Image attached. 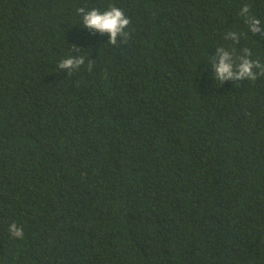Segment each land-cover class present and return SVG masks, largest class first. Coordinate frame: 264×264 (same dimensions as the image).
Returning a JSON list of instances; mask_svg holds the SVG:
<instances>
[{
  "label": "trees",
  "instance_id": "trees-1",
  "mask_svg": "<svg viewBox=\"0 0 264 264\" xmlns=\"http://www.w3.org/2000/svg\"><path fill=\"white\" fill-rule=\"evenodd\" d=\"M244 3L0 0V264H264V75L212 67L264 66ZM112 6L117 45L77 11Z\"/></svg>",
  "mask_w": 264,
  "mask_h": 264
},
{
  "label": "clouds",
  "instance_id": "clouds-1",
  "mask_svg": "<svg viewBox=\"0 0 264 264\" xmlns=\"http://www.w3.org/2000/svg\"><path fill=\"white\" fill-rule=\"evenodd\" d=\"M79 15L82 17L84 28L91 29L99 32L100 34H108L110 39L109 43L117 45L118 37L126 38L128 33L126 29L131 21L126 14L118 7L112 6L105 11H100L96 8L85 10L83 7L78 10ZM238 15L243 18L248 33L258 35L260 39H264V21L252 13L251 7L248 3H244L240 8ZM241 34L235 30H229L227 36L234 42H238V37ZM245 55L240 57V63L234 68L232 64V55L225 51L223 48L218 49L217 55L219 56L218 63H213L214 76L217 81L224 82L227 80H249L255 81L258 75H264V66L259 61L249 59L251 52L245 48ZM85 60L83 57L74 58L67 57L60 61L57 65L58 70H70L79 68L84 65ZM91 70L92 65H88ZM254 69H260L259 72ZM9 233L13 238L23 239V229L15 222L9 225Z\"/></svg>",
  "mask_w": 264,
  "mask_h": 264
}]
</instances>
